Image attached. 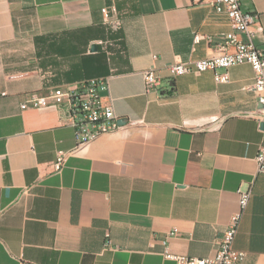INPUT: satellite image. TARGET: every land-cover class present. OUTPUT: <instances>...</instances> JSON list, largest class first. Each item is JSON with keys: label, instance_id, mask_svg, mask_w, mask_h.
Instances as JSON below:
<instances>
[{"label": "crops", "instance_id": "0c3cea01", "mask_svg": "<svg viewBox=\"0 0 264 264\" xmlns=\"http://www.w3.org/2000/svg\"><path fill=\"white\" fill-rule=\"evenodd\" d=\"M240 2L264 54V0ZM229 32L225 14L192 0H0V264H177L165 241L208 258L239 188L253 194L235 248L242 264H264L252 67L230 68L228 83L211 71L169 78L170 64L215 56ZM151 67L158 92L141 75ZM95 79L110 80L104 100L127 123L78 147L61 96ZM31 93L45 103L23 109ZM74 149L55 173L57 153Z\"/></svg>", "mask_w": 264, "mask_h": 264}, {"label": "built area", "instance_id": "2783aa9c", "mask_svg": "<svg viewBox=\"0 0 264 264\" xmlns=\"http://www.w3.org/2000/svg\"><path fill=\"white\" fill-rule=\"evenodd\" d=\"M195 4H207L212 6L216 12L225 14L232 27V32L224 34L223 42L218 45V53L210 58L191 61L175 62L168 66L169 78L174 79L189 73L201 74L207 71L214 73L217 83H228L230 81L229 69L243 64H248L254 71V83L251 89L257 94L261 109L256 119L264 124V54L253 42L251 26L257 22V16L245 13L242 10L240 0H192ZM108 23L112 16L117 13L115 6L104 10ZM118 25V22H115ZM245 36V39L243 38ZM207 39L202 34L195 36V42ZM156 58V56H154ZM146 92H158L164 81V77L158 69L151 67L141 72ZM110 92L109 79H95L82 82L74 88L69 89L63 97L65 99V114L69 124L75 130L78 147L86 145L102 134L110 133L125 126L120 123L110 101L106 102L103 93ZM45 98L37 93L28 94L22 104L23 109L41 107ZM76 152L59 151L56 160L52 164L55 173H60L68 158ZM255 161L259 173L264 175V129L262 142L259 147ZM239 209L232 214L227 230L220 238L219 247L215 255L208 258H194L175 255L170 252L167 241H165V258L175 261L177 264H242L247 253L235 248V240L238 235L244 213L249 206L253 191L251 188H239ZM177 231L171 232L169 237L175 236ZM109 238V234H107Z\"/></svg>", "mask_w": 264, "mask_h": 264}, {"label": "water", "instance_id": "95a60500", "mask_svg": "<svg viewBox=\"0 0 264 264\" xmlns=\"http://www.w3.org/2000/svg\"><path fill=\"white\" fill-rule=\"evenodd\" d=\"M120 123H121L122 125H125L127 122H126L125 120H121ZM262 128L264 129V124H262Z\"/></svg>", "mask_w": 264, "mask_h": 264}]
</instances>
